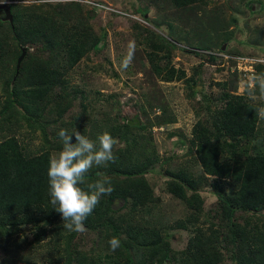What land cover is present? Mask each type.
Here are the masks:
<instances>
[{
    "label": "trees",
    "instance_id": "trees-1",
    "mask_svg": "<svg viewBox=\"0 0 264 264\" xmlns=\"http://www.w3.org/2000/svg\"><path fill=\"white\" fill-rule=\"evenodd\" d=\"M165 2L182 10L195 6L205 9L215 1ZM242 2L251 12L254 6L262 7L259 14L264 12L263 0ZM10 5L14 27L4 21L5 11L0 9V82L5 81L2 89L6 96L5 103L0 101V124L5 123L8 129L20 128L23 120L31 133L40 132L44 144L38 150H29L30 143L25 144L17 130L0 140V253L4 255L0 263L35 264L43 256V264H218L223 261L222 250L227 249L235 264H264V120L255 112L264 100L249 98L246 88L244 93H236L238 79L218 83L222 86L218 96L202 97V111L191 137L183 140L200 172L193 166L167 168L168 192L186 204L190 210L186 221L196 225L183 250L172 247L166 233L168 225L162 224L157 213L161 198L146 176L160 160L149 128L176 119L158 115L152 121V109L144 106L141 111L147 123L132 118L113 126L124 142L113 149L115 162L106 167L93 166L86 176L88 183L110 178L114 192L100 198L85 221V232H69L63 227L62 216L53 209L49 196V161L63 148L60 130L51 126L62 122L67 127L64 116L79 92L69 85V71L87 54L97 51L104 38L89 25L92 11L84 12L85 7L78 2L12 1ZM139 8L143 15L148 10ZM237 19L233 14L227 21L238 24ZM134 26L139 27L138 23ZM144 39L152 46L144 56L153 74L167 82L186 81L192 98L202 92L196 78L200 65L194 68V76L187 77L184 68L172 63L174 42L155 31ZM231 39L226 35L218 43V50L210 52V58L193 49L183 50L215 63V52L225 53L222 47ZM22 46H27V55L17 75ZM259 73H264V64L256 65ZM232 75L238 78L235 71ZM81 99L87 109L83 93ZM66 132L72 134L71 129ZM91 135L98 136L95 132ZM203 186H212L218 197V217L225 227L221 234L216 225L197 226L205 210L200 191ZM237 212L247 215L240 221ZM186 221L177 225L188 228ZM112 237L121 242L115 251L108 244Z\"/></svg>",
    "mask_w": 264,
    "mask_h": 264
},
{
    "label": "rangeland",
    "instance_id": "rangeland-1",
    "mask_svg": "<svg viewBox=\"0 0 264 264\" xmlns=\"http://www.w3.org/2000/svg\"><path fill=\"white\" fill-rule=\"evenodd\" d=\"M12 1L25 4L78 2L85 7L84 12L92 11L93 17L90 18L89 25L92 26L95 34L104 38L103 44L97 51L87 54L70 69L69 85L71 89L79 91L78 98L72 100L71 108L64 116L67 127H64L62 122H55L51 128L71 129L72 133L79 131L81 135L93 141L97 140L103 130L118 140L116 145L118 147L124 145V142L116 135L113 126L117 121L121 123L132 118L141 120L142 124L147 123L141 106L152 109L150 111L152 121L158 115H164V118L175 117V121L166 125L149 128L151 132L148 135L160 160L146 176L154 187L155 194L161 198L160 203H157V213L162 224L168 225L166 233L169 235L172 247L178 251L183 250L196 225L194 222L186 221L190 213L186 204L168 192L167 168L193 166L197 172H200L198 166L194 165L195 157L188 152L189 145H184L183 140L191 137L194 123L202 111V97L218 96L222 90V86L218 83L222 81L238 79L236 93H244L246 85L251 86L252 76L244 75L241 71V74L238 73L239 67H245L243 63H239L238 57H254L255 55L252 54L264 57V12L259 14L262 7L254 6V12H251L242 0L231 3L230 0H214L215 2L208 4L205 9L195 6L182 10H175L165 0H0V2ZM139 7L148 8L146 15H143ZM233 14L238 18V24L227 21ZM135 15L143 18L148 16L147 19L144 18L148 24L137 20ZM136 23L139 25L137 28L134 26ZM152 31L163 34L176 44L172 63L184 68L187 77L194 76V68L200 65L196 78L199 80L197 88L202 91L201 93H197L192 98L186 81L167 82L151 72L149 62L144 55L146 51L152 50V46L144 37ZM136 33L143 37L138 38ZM8 35L11 38L10 44L14 45L15 40L10 34ZM226 35L232 39L226 42L225 53L215 52L218 56L215 63L207 62L201 56L183 50L217 51L218 43L224 41ZM227 50L235 54L230 55ZM129 54L133 58L131 64L125 68L123 61ZM234 71L238 74V78L232 75ZM4 85L5 81L2 80L0 82L2 103H5L6 98L2 89ZM82 93L83 97H86L84 103L87 109L82 106ZM255 100H264V98L257 96ZM49 116V113L46 114V120ZM21 123H23L22 127L13 126L11 129H8L9 126L5 123L0 124V140L17 130V135L25 144L30 143L29 150H38L44 144L40 132L31 133L25 121L21 120ZM92 132L97 133V138L91 137ZM261 136L264 138V130ZM59 152H54V157ZM200 191L205 199V210L197 226L205 228L213 224L216 225L217 233L221 234L225 227L220 225L222 221L218 217V206H216L218 197L212 186H203ZM242 215L247 214L237 212V219L241 221ZM179 221H186L188 228L177 225ZM222 251L223 261L218 264H235L229 258V251L227 249ZM3 258V253H0V262ZM43 260L45 258L43 259L42 256L35 261V264H43Z\"/></svg>",
    "mask_w": 264,
    "mask_h": 264
},
{
    "label": "clouds",
    "instance_id": "clouds-1",
    "mask_svg": "<svg viewBox=\"0 0 264 264\" xmlns=\"http://www.w3.org/2000/svg\"><path fill=\"white\" fill-rule=\"evenodd\" d=\"M135 18L148 24V21L139 15H135ZM103 42L104 39L99 48ZM201 53H208L210 56L212 54L205 51ZM204 56L207 58L206 55ZM132 58L129 54L124 59L125 68L131 64ZM255 58L264 59L261 56ZM259 63L264 64L262 61L257 62L255 69ZM246 94L253 100L257 96L264 98V73L255 72L251 77V86L246 87ZM255 112L260 120H264V103L258 105ZM58 136L63 142V148L56 157L50 159L47 171L50 202L54 206L53 209L61 214L63 227L66 230L83 233L86 230L85 221L100 203V198L103 195H111L115 190L110 178L105 177L94 183H88L86 176L93 166L106 167L110 162H115L113 149L118 140L109 132L100 134L96 141L81 135L79 131L69 135L64 129L59 131ZM82 185L84 187H81ZM120 243L116 237L108 241L112 251L118 249Z\"/></svg>",
    "mask_w": 264,
    "mask_h": 264
},
{
    "label": "water",
    "instance_id": "water-1",
    "mask_svg": "<svg viewBox=\"0 0 264 264\" xmlns=\"http://www.w3.org/2000/svg\"><path fill=\"white\" fill-rule=\"evenodd\" d=\"M0 9H3L5 11V17L3 19L5 21H9L14 27V17H13L12 11H11L10 3H8V2L0 3ZM225 44L222 47L223 50H225V48H226ZM203 54L206 55L207 57L210 56L208 53H203ZM26 55H27V46H22V53L18 57V60H17V75L19 74V71H20V68H21V65H22V61L24 60Z\"/></svg>",
    "mask_w": 264,
    "mask_h": 264
},
{
    "label": "built area",
    "instance_id": "built-area-1",
    "mask_svg": "<svg viewBox=\"0 0 264 264\" xmlns=\"http://www.w3.org/2000/svg\"><path fill=\"white\" fill-rule=\"evenodd\" d=\"M238 61L239 63H243V65H245L244 68L242 66L239 67V71L244 72V75L253 76L255 75V72H256L255 64L261 61L264 62V59L240 56L238 57Z\"/></svg>",
    "mask_w": 264,
    "mask_h": 264
}]
</instances>
